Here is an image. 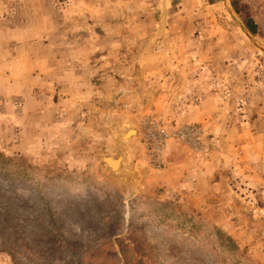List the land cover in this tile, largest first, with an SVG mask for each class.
Instances as JSON below:
<instances>
[{"label":"rangeland","instance_id":"rangeland-1","mask_svg":"<svg viewBox=\"0 0 264 264\" xmlns=\"http://www.w3.org/2000/svg\"><path fill=\"white\" fill-rule=\"evenodd\" d=\"M149 116L203 129L169 193ZM0 154V264H264V0H0Z\"/></svg>","mask_w":264,"mask_h":264},{"label":"built area","instance_id":"built-area-1","mask_svg":"<svg viewBox=\"0 0 264 264\" xmlns=\"http://www.w3.org/2000/svg\"><path fill=\"white\" fill-rule=\"evenodd\" d=\"M139 131L141 154L150 170L158 171L164 165L166 148L170 141L188 145L193 151L203 149V129L196 123L170 125L152 116L142 119Z\"/></svg>","mask_w":264,"mask_h":264},{"label":"crops","instance_id":"crops-1","mask_svg":"<svg viewBox=\"0 0 264 264\" xmlns=\"http://www.w3.org/2000/svg\"><path fill=\"white\" fill-rule=\"evenodd\" d=\"M188 98H189V96H188ZM192 98L193 97L187 99V101H185V102L183 101L182 103H190ZM212 104L216 105V106L218 105V103L214 100V95H212L211 98H206L204 95L203 98L196 100L193 103V105H191V107L188 110H186V112H185L186 114L183 117H180V119H181L180 121H202V122L208 121V119L211 117V116H209L210 115L209 108ZM139 105L140 104H138V107H139ZM136 111L141 112V108H137ZM168 122H170V121H168ZM135 131L137 133L136 137L139 138V135H138L139 128H136ZM132 143H133V141H131L130 144H132ZM140 145H141L140 142H138V147H137L139 150L138 152H139V155L142 156V154H140L141 153L140 152L141 151ZM133 150L134 149L131 146H129L130 155L133 154ZM169 155H170V151H168L166 153V157L164 160L165 166L163 165V168L158 170L157 174H160L161 179L157 180L155 183H151L152 186H161V188H163L164 193L165 192L169 193L170 190H172L173 186L175 187L176 184L180 185L181 180L184 178L183 176L185 175L184 169L186 167H190L188 161L191 158L189 157V155L182 156V158H178V160H176V161H173L172 158H170L171 160H169V159L167 160V157ZM140 161H142V163H143V159ZM186 176H187V174H186Z\"/></svg>","mask_w":264,"mask_h":264},{"label":"trees","instance_id":"trees-1","mask_svg":"<svg viewBox=\"0 0 264 264\" xmlns=\"http://www.w3.org/2000/svg\"><path fill=\"white\" fill-rule=\"evenodd\" d=\"M9 161L8 157H4L0 154V176H2L4 179H12L15 178L16 174L18 172H21V169H15L13 166L7 167V162ZM46 209H50L49 206H47ZM193 236L192 234L190 235ZM194 238V237H192ZM59 247V246H58ZM52 250H57L56 247L51 246Z\"/></svg>","mask_w":264,"mask_h":264},{"label":"bare ground","instance_id":"bare-ground-1","mask_svg":"<svg viewBox=\"0 0 264 264\" xmlns=\"http://www.w3.org/2000/svg\"><path fill=\"white\" fill-rule=\"evenodd\" d=\"M131 133H132V132L125 134V135H124V139H127ZM105 161H106L107 164H109V165L112 164L114 167L117 166L116 164H117V162H118V161H116V160H113V159L110 158V157H106V158H105Z\"/></svg>","mask_w":264,"mask_h":264}]
</instances>
